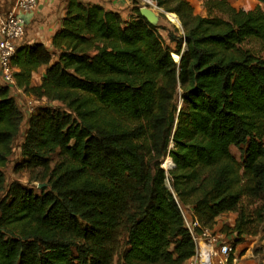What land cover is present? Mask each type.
Here are the masks:
<instances>
[{
	"label": "trees",
	"instance_id": "16d2710c",
	"mask_svg": "<svg viewBox=\"0 0 264 264\" xmlns=\"http://www.w3.org/2000/svg\"><path fill=\"white\" fill-rule=\"evenodd\" d=\"M154 1L180 20L183 34H169L174 48L140 8L126 21L80 0H68L52 51L18 46L17 87L63 108H37L22 144L20 165L41 170L31 180L46 186L36 192L13 182L2 197L24 115L0 85V264H112L118 237L121 264H184L196 251L185 207L201 228L234 212L231 231L258 233L264 0L252 10L206 0L207 16L188 0ZM164 156L174 164L168 171Z\"/></svg>",
	"mask_w": 264,
	"mask_h": 264
},
{
	"label": "rangeland",
	"instance_id": "374dc122",
	"mask_svg": "<svg viewBox=\"0 0 264 264\" xmlns=\"http://www.w3.org/2000/svg\"><path fill=\"white\" fill-rule=\"evenodd\" d=\"M188 1L193 6L195 13L200 14L202 16H207L208 11L205 6L206 0H188ZM227 1L232 6L244 10H252L256 8L258 5L262 6V4H260L257 0H227ZM133 3L136 5V8L149 6L147 0H133ZM155 11L157 15V20L152 25L156 27L157 32L163 38L165 43L170 45L172 48H174L175 44L170 41L169 34L175 33L178 36L182 35L183 34L182 26H179L176 23L172 22L168 17L167 12H165L163 9L155 10ZM35 81L36 82L38 81V77H35ZM15 97L19 107L23 109L22 107L23 105L19 101V99H21V96H15ZM175 104L178 106V108H181L183 106V100L181 98L180 89H178L175 98ZM35 106L37 108H41V107H51L57 109L63 108V106L60 103L56 101H48L46 99H36ZM27 126L28 123L24 121L22 123L21 132L13 143L12 155L7 165L4 167L6 187H5V191L2 194V197H4V195L6 194L8 186L13 182H19L23 186L27 188H31L36 192H39L40 190V188L38 187L39 182L36 181L34 182L31 179L41 170L34 169L33 171H31L27 167L20 165L22 163V144L25 139ZM231 151L237 158H239L240 152L238 148L233 146L231 148ZM166 157L167 156L161 158V166L166 171H168L171 169L172 164L168 166H164V160ZM58 159H59L58 154H54L50 162L51 166H53ZM166 185L167 187L172 189V182L169 178L166 179ZM186 208L187 207H185L184 209ZM235 215H236L235 216V220H236L237 213ZM223 220L219 219V223L222 222ZM228 222L223 224L222 226L219 225V227L222 228L224 225L229 226V229L227 228L226 232L224 233H226V235L228 236L227 239L230 241L232 245V258L235 259L232 261V264H264V217L259 227V231L256 235L237 236L236 233L231 231L232 230L231 228L233 227L235 221L234 222L228 221ZM117 242L118 243L116 244L117 245L116 252L113 256L112 264H121L122 262L121 253L123 252L124 249L123 237H118Z\"/></svg>",
	"mask_w": 264,
	"mask_h": 264
},
{
	"label": "built area",
	"instance_id": "2783aa9c",
	"mask_svg": "<svg viewBox=\"0 0 264 264\" xmlns=\"http://www.w3.org/2000/svg\"><path fill=\"white\" fill-rule=\"evenodd\" d=\"M147 2V7L153 11L162 9L154 0ZM37 6L38 0H15L10 10L0 18V85L9 86L16 96H21L19 101L23 105L25 122L36 112V100L33 95L26 94L17 87L13 58L26 33L23 14L35 10ZM184 212L186 226L196 243L195 254L186 264H232L231 259H235L232 258V245L226 233L215 227L201 228L194 216L190 217L186 209Z\"/></svg>",
	"mask_w": 264,
	"mask_h": 264
},
{
	"label": "crops",
	"instance_id": "0c3cea01",
	"mask_svg": "<svg viewBox=\"0 0 264 264\" xmlns=\"http://www.w3.org/2000/svg\"><path fill=\"white\" fill-rule=\"evenodd\" d=\"M80 1L90 5H102L106 10L117 11L126 21L133 19L137 15V8L133 3V0ZM14 2L15 0H0V18L10 10ZM67 2L68 0H38V6L35 10L23 14V18L26 23V33L20 44L42 43L46 46V48L52 51V38L56 31L62 26V21L66 14ZM45 71L46 66H42L36 73H34L32 77L33 85L40 83ZM35 77H38L37 82L35 81ZM11 95L15 97L16 93L11 90ZM186 212L190 217H193L192 208L187 207ZM235 214L236 213L234 212H229L220 215L214 227L220 229L221 227H219V225L222 226L228 221L234 222L236 216ZM219 219L224 220L219 223ZM186 263L187 261L184 264Z\"/></svg>",
	"mask_w": 264,
	"mask_h": 264
},
{
	"label": "water",
	"instance_id": "95a60500",
	"mask_svg": "<svg viewBox=\"0 0 264 264\" xmlns=\"http://www.w3.org/2000/svg\"><path fill=\"white\" fill-rule=\"evenodd\" d=\"M140 13L150 24H153L157 20V15L155 11H153L151 8L147 6L141 7ZM173 167H174V164L171 166V168ZM45 186H46V183L38 184L39 188H43Z\"/></svg>",
	"mask_w": 264,
	"mask_h": 264
},
{
	"label": "bare ground",
	"instance_id": "6f19581e",
	"mask_svg": "<svg viewBox=\"0 0 264 264\" xmlns=\"http://www.w3.org/2000/svg\"><path fill=\"white\" fill-rule=\"evenodd\" d=\"M167 15H168V17L170 18V20L172 22H174L177 25L181 26L180 20H179V18L177 17V15L175 13L167 12ZM173 57H174V59L176 61H178L180 59V56L178 54H176V53H173ZM170 164L173 165V163H171V160L168 157H166L165 160H164V166H168Z\"/></svg>",
	"mask_w": 264,
	"mask_h": 264
}]
</instances>
